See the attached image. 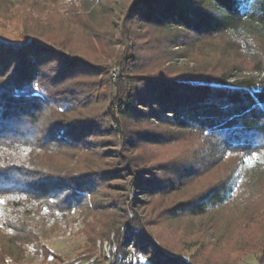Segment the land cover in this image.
<instances>
[{
  "label": "trees",
  "instance_id": "trees-1",
  "mask_svg": "<svg viewBox=\"0 0 264 264\" xmlns=\"http://www.w3.org/2000/svg\"><path fill=\"white\" fill-rule=\"evenodd\" d=\"M63 3L62 17L42 22L27 14L21 37H0V220L12 233L8 240L49 257L17 210L28 206L41 219L77 212L86 248L65 264H189L157 246L149 221L133 208L147 210L156 198L206 176L208 186L169 215L202 216L232 198L247 162L264 157V0ZM117 16L119 31L102 34L93 24L99 17L110 27ZM64 25L70 30L63 33ZM136 28L164 37L145 42ZM91 29L97 42L107 39L108 57L124 40L136 49L116 82L106 59L71 50L72 36ZM61 31L65 37L56 40ZM209 44L222 48L221 70L166 68L189 57L188 49ZM191 138L198 146L180 161L155 167L141 155ZM259 183L263 207L249 227L247 252L264 264V179ZM112 233L116 258L109 262L97 243ZM6 258L0 245V264Z\"/></svg>",
  "mask_w": 264,
  "mask_h": 264
},
{
  "label": "rangeland",
  "instance_id": "rangeland-1",
  "mask_svg": "<svg viewBox=\"0 0 264 264\" xmlns=\"http://www.w3.org/2000/svg\"><path fill=\"white\" fill-rule=\"evenodd\" d=\"M53 1L0 0V37L10 42L21 37L24 26L23 20L27 14L40 19L42 22L48 16L50 18L57 15L62 17L61 13L66 10V4L63 3L65 0L63 2L58 0L59 2L52 5L53 8H51L52 6L48 7L49 4L46 3ZM119 19V16L114 18L115 21L112 19L109 27L101 21V18L96 17L93 19V24L98 25L95 27H98L100 33L106 34L112 31V28L119 31L117 26V23L120 22ZM38 24H34L33 28L35 29ZM40 26L42 31L48 29L43 24ZM65 29L70 30L64 25L61 29L63 33ZM62 31L56 34L58 36H55L56 40L59 36L65 37ZM133 34L138 39L146 37L145 42L150 38L154 42L164 37L161 31L150 28H144V30L136 28L133 30ZM95 35L91 29L72 36L71 50L74 54H85L90 59H96L99 56L100 60L106 59L105 62L110 66L109 77L112 82H116L123 63L132 59L136 49L124 40L113 46L112 56L108 57L105 55V52L110 50L106 49L105 46L107 39L97 42ZM86 40L89 41L88 46H85V42H83ZM145 42L139 40L142 46ZM91 45L94 46L92 49H95L96 52L91 51ZM152 45L155 47L154 44ZM221 49L218 44L190 48L188 49V53H191L189 57L182 56L173 59L167 63L166 68L176 70L171 72L177 74L192 72L199 66L204 70L213 68L221 70L222 65L226 62L219 54ZM69 53L71 54V52ZM148 57L149 63L154 61V57L149 55ZM191 139L162 147L150 146L145 148L143 152L141 151V155L148 159L151 166L170 163L174 160L180 161L191 155L193 147L198 146L197 141ZM263 164L264 157L247 162L242 168L232 198L224 205L211 208L202 216L178 214L176 217H170L169 215L172 210H179L181 205L190 200L193 195L198 194L199 191L208 186L206 176L193 183L185 184L178 191L166 193L160 198H156L147 210L143 206L132 208L139 217L147 218L149 221L147 231L150 238L157 246L170 253L172 257L184 260L189 264H256L254 255L247 252V240L251 234L249 227L263 207V197L261 196L263 193L261 194V190L257 189L261 184L259 182L264 179ZM164 178L166 179L167 176ZM28 210V206L17 210V213L21 215L18 217L19 220L27 222L40 234L42 243L50 249L51 255L49 257L36 255L31 247L20 251L9 242L8 239L12 237V233L1 224L0 220V245H3V249L7 252L4 264H65L83 254L86 242L79 231L84 228L85 222L77 212L68 213L64 217L58 216L55 219L50 216L41 219L39 215L31 214ZM1 214L0 212V218ZM110 237V241H104L102 244L98 242L97 245L100 247L98 253L103 252L110 259L108 261L113 262L116 258V243L115 241V244L112 243L114 233ZM129 250L133 251L131 245Z\"/></svg>",
  "mask_w": 264,
  "mask_h": 264
}]
</instances>
